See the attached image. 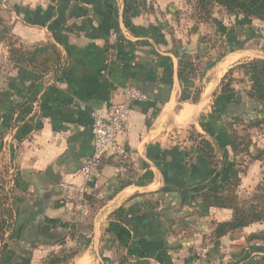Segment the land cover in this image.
Returning a JSON list of instances; mask_svg holds the SVG:
<instances>
[{
  "label": "crops",
  "instance_id": "obj_1",
  "mask_svg": "<svg viewBox=\"0 0 264 264\" xmlns=\"http://www.w3.org/2000/svg\"><path fill=\"white\" fill-rule=\"evenodd\" d=\"M178 2L0 0L4 42L23 54L20 65L10 54L0 68V177L13 225L9 238L5 233L4 264L7 255L8 264H46L64 249L76 251L68 264H231L249 250L253 242L213 234L232 211L204 207L198 195L222 190L230 174L220 175L219 163L197 144L208 141L232 169L226 125L245 116L229 110L241 108L238 95L249 116L264 102V44L255 48L259 37H234L214 59L197 30L189 37L172 30ZM235 42L242 47L232 48ZM37 49H46L41 59L51 57L45 71L29 57ZM183 54L201 62L199 76L178 74ZM252 60L262 62V75L255 69L241 91L220 88L230 70ZM125 86L145 96L119 136L129 160H104L87 185L83 210L66 208L60 184L83 182L91 114L121 102ZM253 89L258 102L246 98ZM243 168L261 175L264 161ZM256 224L240 232H254Z\"/></svg>",
  "mask_w": 264,
  "mask_h": 264
},
{
  "label": "trees",
  "instance_id": "obj_2",
  "mask_svg": "<svg viewBox=\"0 0 264 264\" xmlns=\"http://www.w3.org/2000/svg\"><path fill=\"white\" fill-rule=\"evenodd\" d=\"M197 2V8L202 9L205 12L207 11V8L211 5H217L222 7L228 14H234V15H243V20L237 21V26L241 25H248L251 23L252 19H257L261 21L264 24V0H196ZM236 26V27H237ZM2 28V31H0V41L3 39H6L5 37L7 35L6 28ZM249 31V37L254 38L250 34H252L251 29H244L242 30L241 27H238L235 32L237 35L239 33H247ZM247 35V34H246ZM237 37V36H236ZM230 39H234V37H230ZM235 46L232 48H241L242 43L235 42ZM10 54L12 55L13 61L16 63V65H20L22 62L23 54L19 50H10ZM41 53V55H39ZM38 55V56H37ZM37 56V57H36ZM41 56L46 57V49H37L34 50L29 54V57L31 58L32 62H36V68L41 69L42 71H45L48 67V62L51 60V57L49 56L47 59L42 58ZM40 60H43L41 62ZM194 61L191 58V56L187 54L181 55L179 59V70L178 74L181 76H185L186 78H193L195 76V66ZM262 63L261 62H254L250 63L248 66L251 73L254 72L255 68H258ZM42 66V68H40ZM234 71H229L225 76H228L229 74H233ZM223 89H226L223 87ZM247 100L251 102H258L260 99L259 93H257L254 89L250 91H244ZM239 98L238 105H241L239 110H229L233 112H241V114H244L245 117H243V121L248 123L249 126L255 127L257 124L262 123V121L258 120L257 114L256 115H250L245 113L247 109L249 108L247 105H244L243 97ZM198 99L197 97L193 98L192 101L195 102ZM243 100V101H241ZM257 106H254L253 111L255 112L257 109ZM227 116V115H225ZM228 117V116H227ZM235 124V123H233ZM229 125V126H228ZM228 127V136H227V144L231 150L232 153V164H231V174L229 176V180L225 187L222 190H211L202 192L198 195V197L201 200V204L204 207H215L219 209H229L232 211V215L229 221L227 222H221L214 224V230L213 234L216 238H220L222 236H225L227 234H233L235 231L242 230L246 227H249L250 225L256 224V223H264V178L261 180V182L255 187L254 192L246 198H241L237 194V187L240 182L239 174L243 172V167L246 163L259 160L264 161V149L258 148L255 146L254 143H252V139H248L247 137H242L237 133V130L232 129L231 124H227ZM245 138L248 140L247 143H245ZM199 144H201L204 148V155L206 158L213 156V149L211 147V144L206 141L205 139H201ZM244 152L245 162L239 163L238 155L240 153ZM4 198L1 202L0 199V264H4V253H3V247H4V236L6 231V226L8 225L7 220L9 221L10 217V211L7 209L6 206V198L4 207ZM251 239V237H250ZM252 239L259 240L261 242H264V230L258 233L257 235L252 236ZM76 254V251L73 249H64L59 256H52L46 264H68L69 260L73 258V256Z\"/></svg>",
  "mask_w": 264,
  "mask_h": 264
},
{
  "label": "rangeland",
  "instance_id": "obj_3",
  "mask_svg": "<svg viewBox=\"0 0 264 264\" xmlns=\"http://www.w3.org/2000/svg\"><path fill=\"white\" fill-rule=\"evenodd\" d=\"M180 7H181V10H178ZM172 8L175 9L176 10L175 13L179 15L177 16L176 23L175 22L173 23L175 26L172 28V30L177 29L179 31V35H183L187 37L191 36V34L195 30H197L196 32H198L199 34L198 36L205 37L204 39H206L207 42L213 46L215 53L212 56V58L214 59L220 58V56L224 54V52L227 49V45L229 43L228 39L230 37L237 36V37H240V40L244 39V37H249V31L246 33L247 35L245 33H242V34L239 33L237 35L236 33V36H235L234 34L238 27H241L242 30L251 29L252 34L250 35L253 37H259L253 41V44H254L253 46L255 48H259V46H262L264 44V24L257 19H252L251 23L248 25L237 26L238 25L237 21L244 19L243 15L228 14L222 7L217 6L215 4L209 6L207 8L208 12H205L202 9L197 8L196 0H182V1L179 0L178 4L177 5L176 3L173 4ZM0 31H2L1 27H0ZM5 31H7V29ZM5 37H9V36L6 35ZM261 37H263L262 42L260 39ZM6 39H3L2 42H4ZM203 42L207 43L205 40ZM254 62H260V61L259 60L245 61L244 63L234 67L231 70V71H234L233 74L231 75L229 74L228 76L222 79L220 83V88L221 89L223 87L231 88L233 90L238 89L239 91L244 89L245 83L249 80L248 78L253 73V72L251 73L248 66L250 65V63H254ZM194 66H195L196 76H197V72L199 76V74H201V71L203 69V65L200 62V63H195ZM262 66L263 64H261L258 67V73L261 75L263 74V70H260ZM249 84H250V81H249ZM256 114H257L258 120L262 121V123L257 124V126L255 127L249 126V124L246 122H243V123L237 122L235 124L233 123H230V124H231L232 129L237 130V133L240 136L247 137L248 139H252L256 141L257 143H260L261 146L262 145L264 146V102H260L258 104L256 111L252 115H256ZM227 130H228V127L226 125V131ZM226 140H227V137H226ZM247 141L248 140L245 138V143H247ZM197 145H198L197 146L198 148L203 147L199 143ZM238 156H239L238 160L240 161L239 163L243 164L242 160L243 162L246 161L244 160V157H245L244 152L240 153ZM214 160L217 163H219L221 167L220 175L222 174L223 171H226V172L229 171L228 174H231V170H228L229 169L228 168L229 163H227L228 159H225L224 156L221 154L208 157V161L210 163L213 164ZM223 161H226V162L224 163ZM226 164H227V167L225 166ZM231 164H232V161H230V166ZM222 168H224V170H222ZM242 174L243 173H241V175ZM253 176L254 177H251L247 172L242 175L243 178H241L239 175L240 182L237 187V194L239 195V197L241 198L249 197L254 192L255 187L261 181L255 184L254 186H248V185H251L249 183H251V180L253 181L254 179H257V181H259L261 178L263 179L264 173H262L261 175L254 174ZM4 182H5V179L0 177V199L2 202L4 198V203H5L6 197L4 195V192L6 189L4 186ZM253 182L255 183V181ZM4 203L2 204L3 207H4ZM9 219H10L9 221L7 220L8 225L6 226V231H5L6 233L8 232L7 233L8 238L10 236L9 232L12 229L11 227L13 226L11 223V218ZM252 229L254 232H244L243 233V232H240L241 230H239L233 233L235 234L233 237H235L239 241L243 242L247 240L248 243L253 242L250 245L253 247L248 246L249 250L245 251L244 254H243V250L241 251L242 253L238 251L239 253H241V257L240 258L235 257L233 260H231V264H264V249H260L261 243L264 246V242H261L256 239H252V236L257 235L258 233L264 230V223L256 224ZM5 238H6V235L4 236V239ZM8 258L9 256L7 255V258L5 260L6 264L10 263V258L9 259Z\"/></svg>",
  "mask_w": 264,
  "mask_h": 264
},
{
  "label": "built area",
  "instance_id": "obj_4",
  "mask_svg": "<svg viewBox=\"0 0 264 264\" xmlns=\"http://www.w3.org/2000/svg\"><path fill=\"white\" fill-rule=\"evenodd\" d=\"M10 63V46L0 42V68ZM145 99L144 94L132 86L122 88V100L111 103L104 115L98 111L91 114L92 154L82 161V184L61 183L60 191L64 207L82 211L85 205L87 185L91 183L95 172L106 159L123 164L129 160V150L119 142L124 132L134 103Z\"/></svg>",
  "mask_w": 264,
  "mask_h": 264
}]
</instances>
